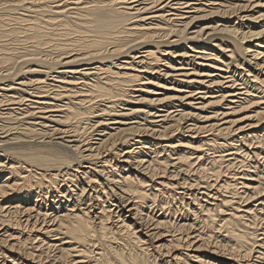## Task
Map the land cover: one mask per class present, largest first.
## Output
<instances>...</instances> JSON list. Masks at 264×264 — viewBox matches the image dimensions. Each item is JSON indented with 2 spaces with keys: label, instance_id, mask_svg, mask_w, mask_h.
<instances>
[{
  "label": "bare ground",
  "instance_id": "bare-ground-1",
  "mask_svg": "<svg viewBox=\"0 0 264 264\" xmlns=\"http://www.w3.org/2000/svg\"><path fill=\"white\" fill-rule=\"evenodd\" d=\"M262 1L0 0V264H264Z\"/></svg>",
  "mask_w": 264,
  "mask_h": 264
},
{
  "label": "rangeland",
  "instance_id": "rangeland-1",
  "mask_svg": "<svg viewBox=\"0 0 264 264\" xmlns=\"http://www.w3.org/2000/svg\"><path fill=\"white\" fill-rule=\"evenodd\" d=\"M262 2H264V0L262 1ZM261 7H256V8H254V11H255V13H257L258 11H259V9H260ZM252 13V11H249V10H247V12L245 11V12H242L241 14H251ZM254 13V12H253ZM217 17H215L214 18V16L211 18H206V20H200V21H197V22H194L193 24H191V26L193 27V28H191L190 30H189V32H191V31H194V30H197V28H199V25H200V23H203L204 25H209V24H213V23H211V21H209L210 19H213V21H214V19H216ZM202 21V22H201ZM233 21L236 23V22H238L239 20L238 19H236V17L235 16H233ZM208 23V24H207ZM204 37H206V36H204ZM8 38V37H7ZM256 42V41H255ZM188 44H191V43H188ZM152 47V46H151ZM167 47V46H166ZM166 47H162V49H173V50H175V49H182L183 48V45H181V46H179V47H176V48H166ZM145 49H148V48H145ZM144 49V50H145ZM141 50H143V49H141ZM134 53H132V55H133ZM135 54H138V53H135ZM142 54V53H141ZM195 54H197V53H195V52H190L189 51V55H195ZM221 55H222V53H221ZM123 56H126V55H123ZM164 58V57H163ZM177 59V61L178 60H180L179 58H176ZM125 60H130V59H128V58H121V61H125ZM137 61H139L140 60V58H137L136 59ZM202 61V59H197L196 60V63L198 62V63H200ZM180 62L182 63V61L180 60V61H178L177 62V64H178V66H179V64H180ZM184 66H189V68H193V65H184ZM4 69V68H3ZM163 70H165V69H163ZM189 71H191V69L189 70ZM218 72V71H217ZM162 73H164V71L162 72ZM171 74V73H170ZM172 74H176V72H174V73H172ZM148 75H144V77L146 78ZM175 77H180V76H175ZM209 78V79H208ZM210 78L211 77H206L205 79H206V81H208V80H210ZM204 79V80H205ZM154 80H157V81H160L161 83H164L165 82V80H164V78L162 79V78H159V80H158V78H155ZM171 83H173V82H169L167 85L168 86H173V85H171ZM194 88L193 89H196L197 88V86L195 85V86H193ZM154 88H156V87H154V86H150L149 87V89L150 90H153ZM182 88V90L184 89V90H186V89H188V90H191V88H185V87H181ZM155 90V89H154ZM207 90V89H206ZM156 92V94H153V96H152V98H160V97H164V96H171V95H173L174 93H171V92H167L166 90H163V89H157V90H155V91H153V93H155ZM166 93V94H165ZM135 95H140L141 93L140 92H135L134 93ZM211 94L212 93H208V95L207 96H211ZM218 94V93H217ZM200 96V95H199ZM241 97V96H240ZM189 100H192V103H195V104H193V105H197V102H201L202 101V99H187V100H184L183 101V104L180 102V101H177V100H174V104L176 105V106H178V107H174V108H172V109H176V108H179V109H183L184 108V106H182V105H185V103H187V102H189ZM229 100H230V98H228L227 99V101H224L223 103V106H222V108H226V104L229 102ZM242 100V99H241ZM198 104H200V103H198ZM162 105V104H161ZM160 104L158 105V107H157V105H155L154 107L153 106H148L147 108H145V106L144 105H137V106H139V108H145L146 110H148V109H150L151 111H153V112H155L156 110H158L159 108H163L162 106H161ZM230 106H234L233 104H231ZM196 107H198V105L196 106ZM123 107L121 106V107H119L118 109H122ZM124 108H128V106H125ZM155 108V109H154ZM216 108H219V107H216ZM216 108L215 109H213V108H207V111L205 110L204 111V113H202L203 115H205V114H212L213 113V111L214 110H216ZM220 109L221 111L223 110V109ZM252 110H253V108H252ZM251 110V111H252ZM212 111V112H211ZM220 111V112H221ZM195 112L197 113V112H199V110H195ZM159 113H164L163 111H161V112H159ZM244 113H246V112H244ZM136 116V115H135ZM134 116V117H135ZM138 116H140V118H138V119H134V120H139V121H142V122H144L143 120H144V116L145 115H143V114H140V115H138ZM142 117V118H141ZM150 120H152V121H154V120H157V117H154V118H151ZM204 120V119H203ZM202 120V121H203ZM160 124V123H159ZM244 124H247V123H244ZM118 124H110V127H116ZM158 125V124H157ZM39 127H40V125H39ZM156 128H158V127H156ZM178 136H180L179 134H177ZM188 135V136H187ZM190 133H185V135H183V137H184V139L185 140H187L188 138H190ZM176 138H177V136H176ZM138 140V139H137ZM142 140H147L145 137L144 138H142ZM153 140H155V141H158L157 139H156V137L153 139ZM193 140V142H196V139H192ZM168 141L169 140H167V143H168ZM176 142L175 140H171V142ZM170 142V141H169ZM166 143V142H165ZM71 144H73V143H71ZM148 146H150V144H148ZM181 149H184L187 153L188 152H191L192 151V149L190 148V147H185V146H182V147H178V151L180 152V150ZM138 150V148L136 149V151ZM146 151H147V149H145ZM188 150V151H187ZM147 154H148V156L146 157V159H149V158H151V157H153V156H156L155 155V153H151L150 151L148 152L147 151ZM162 155H163V153H162ZM3 175V174H2ZM2 179H3V176H2ZM241 185V184H240ZM256 202H252V204L251 205H254ZM158 215V214H157Z\"/></svg>",
  "mask_w": 264,
  "mask_h": 264
}]
</instances>
